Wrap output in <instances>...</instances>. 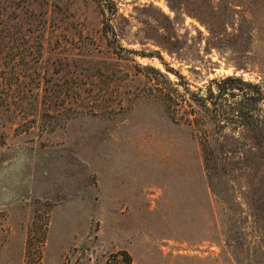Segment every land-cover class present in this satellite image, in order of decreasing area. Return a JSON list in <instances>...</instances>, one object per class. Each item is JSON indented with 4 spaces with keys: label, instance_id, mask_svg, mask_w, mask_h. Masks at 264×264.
<instances>
[{
    "label": "rangeland",
    "instance_id": "374dc122",
    "mask_svg": "<svg viewBox=\"0 0 264 264\" xmlns=\"http://www.w3.org/2000/svg\"><path fill=\"white\" fill-rule=\"evenodd\" d=\"M150 66L264 92V0H0V264L44 217L41 264H264V158Z\"/></svg>",
    "mask_w": 264,
    "mask_h": 264
},
{
    "label": "trees",
    "instance_id": "16d2710c",
    "mask_svg": "<svg viewBox=\"0 0 264 264\" xmlns=\"http://www.w3.org/2000/svg\"><path fill=\"white\" fill-rule=\"evenodd\" d=\"M150 69L155 72V76L151 77L149 88L159 97L171 119L200 125L202 118L196 114L194 108L197 105L213 120L217 129L225 126L229 129L235 128L239 134L237 137L242 134L249 138L255 146V153L264 158V108L261 106L264 92L259 83L226 74L210 79L204 92H201L190 90L186 82L170 80L156 68L150 66ZM219 136L224 145L226 134ZM46 227V217L31 220L25 237L23 264H41ZM30 231H35V234ZM121 253L124 255V264H129V255L125 250H121Z\"/></svg>",
    "mask_w": 264,
    "mask_h": 264
}]
</instances>
